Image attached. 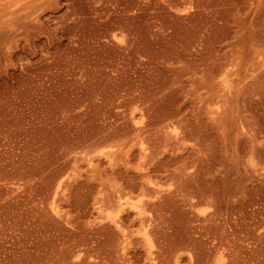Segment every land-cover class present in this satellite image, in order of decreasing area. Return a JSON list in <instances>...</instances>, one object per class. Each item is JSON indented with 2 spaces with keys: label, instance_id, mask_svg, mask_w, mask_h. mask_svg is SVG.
Segmentation results:
<instances>
[{
  "label": "rangeland",
  "instance_id": "obj_1",
  "mask_svg": "<svg viewBox=\"0 0 264 264\" xmlns=\"http://www.w3.org/2000/svg\"><path fill=\"white\" fill-rule=\"evenodd\" d=\"M263 57L264 0H0V264H264Z\"/></svg>",
  "mask_w": 264,
  "mask_h": 264
},
{
  "label": "bare ground",
  "instance_id": "obj_2",
  "mask_svg": "<svg viewBox=\"0 0 264 264\" xmlns=\"http://www.w3.org/2000/svg\"><path fill=\"white\" fill-rule=\"evenodd\" d=\"M263 58H264V57H263ZM225 82L228 83V80L226 79ZM227 85L229 86V85H231V84L228 83ZM227 85H226V86H227ZM227 89L230 90L229 88H227ZM173 131H175V130H173ZM174 133H175V132H174ZM118 190H119V189H118ZM119 192H121V191L119 190ZM120 194H122V192L119 193L118 195H120ZM143 194H145V193H143ZM122 195H123V194H122ZM117 197L119 198V196H116V198H115L116 201H117V199H118ZM123 197H125V196H123ZM125 198H126V197H125ZM126 199H127V198H126ZM126 199H123V200L125 201ZM129 199H130V198H129ZM120 200L122 201L121 198H120ZM120 200L118 199V201H117L116 203L120 202ZM124 201H122V202H124ZM126 201L130 202L128 199H127ZM126 201H125V203H126ZM136 202H137V201H136ZM136 202H135V203H136ZM135 203H132V201H131V204H130V203H127V204H130V205H129L130 208H131L132 204H134L135 206H132V207H136V210H137V211L135 212V209L133 208V209H134V212L137 213V215L139 214V215H140L139 217H141V219H142V216L144 215V213H145V211H146V210L144 209L145 207H143V209H144V211H143L142 206L140 207L139 205H136L138 202H137L136 204H135ZM118 204L121 205V203H118ZM118 204H117V206H118ZM122 204H123V203H122ZM138 204H139V203H138ZM142 204H143V203H142ZM125 205H126V204H125ZM140 205H141V204H140ZM143 205H144V204H143ZM126 206H127V205H126ZM126 206H123L121 209H123V208H124V209L127 208ZM119 207H120V206H119ZM117 208H118V207H116V209H117ZM119 209H120V208H119ZM119 209H118V211L120 212L121 210H119ZM118 211L116 210V211H114V213L116 212V213L118 214ZM146 212H147V211H146ZM108 213H109V215H111L110 212H108ZM122 213H123V210H122ZM122 213H121V214H122ZM142 213H143V215L141 216ZM112 214H113V213H112ZM145 214H146V213H145ZM118 215L121 217L120 213H119ZM134 215H135V214H134ZM112 216H113V215H112ZM114 216L116 217V214H114ZM123 216H124V215H123ZM143 217H144V216H143ZM113 218H114V217H112V219H113ZM121 218H123V217H121ZM112 219H111V220H112ZM114 219H115V218H114ZM116 219H118V221H119L120 223H122V221L119 220V218L116 217ZM143 220H144V218H143ZM114 221H115V220H112L113 223H114ZM116 223H117V222H115V224H116ZM117 224H119V223H117ZM144 224H145V223H144ZM144 224H143V222H141V225H142V226H143ZM146 225H148V224H146ZM146 225H145V226H146ZM120 226H121V224H120ZM117 227L120 228L119 225H118ZM121 227H122V226H121ZM139 227H140V226H139ZM141 229H142V228H141ZM146 229H147V227H146ZM139 230H140V229H139ZM142 230H143V229H142ZM140 232H141V231H140ZM142 233H143V232H142ZM142 233H141V234H142ZM145 233L149 234L148 232H145ZM145 233H143V234H145ZM143 234H142V235H143ZM139 235H140V234H139ZM142 235H141V236H142ZM145 235H146V234H145ZM142 237H143V236H142ZM142 239H143V238H142ZM145 239H146V238H145ZM145 239H143V240H145ZM148 241H150V240H148ZM148 241H147V239H146V242H148ZM148 243L150 244V242H148ZM146 244H147V243H146ZM147 246H148V245H147Z\"/></svg>",
  "mask_w": 264,
  "mask_h": 264
}]
</instances>
